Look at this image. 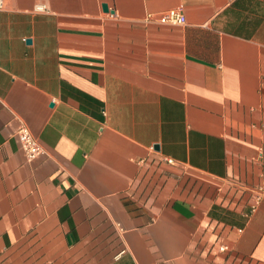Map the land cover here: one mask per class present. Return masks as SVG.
<instances>
[{
    "label": "crops",
    "instance_id": "crops-1",
    "mask_svg": "<svg viewBox=\"0 0 264 264\" xmlns=\"http://www.w3.org/2000/svg\"><path fill=\"white\" fill-rule=\"evenodd\" d=\"M0 264H264V0H9Z\"/></svg>",
    "mask_w": 264,
    "mask_h": 264
},
{
    "label": "built area",
    "instance_id": "built-area-1",
    "mask_svg": "<svg viewBox=\"0 0 264 264\" xmlns=\"http://www.w3.org/2000/svg\"><path fill=\"white\" fill-rule=\"evenodd\" d=\"M9 0H0V9L3 8ZM35 10L37 11H46L47 7L44 3H37L35 5ZM146 21H154L160 24H184L186 19L183 14V9L181 6H177L175 8H171L161 14L160 16L155 17L153 13H147L145 16ZM14 136L18 140L27 160L31 161L37 158L39 155L43 154L44 151L39 144L38 140L32 136L30 131L25 125H20L14 131ZM167 162H172L171 159H167ZM260 199V195L255 196V200L251 205V210L254 211L256 209V205ZM222 249H225L223 247Z\"/></svg>",
    "mask_w": 264,
    "mask_h": 264
},
{
    "label": "water",
    "instance_id": "water-1",
    "mask_svg": "<svg viewBox=\"0 0 264 264\" xmlns=\"http://www.w3.org/2000/svg\"><path fill=\"white\" fill-rule=\"evenodd\" d=\"M106 6H104V8H105Z\"/></svg>",
    "mask_w": 264,
    "mask_h": 264
}]
</instances>
